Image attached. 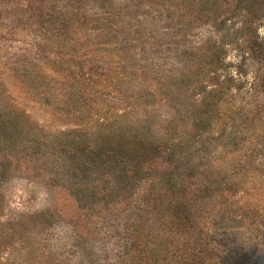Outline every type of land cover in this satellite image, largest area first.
<instances>
[{
  "label": "rangeland",
  "instance_id": "rangeland-1",
  "mask_svg": "<svg viewBox=\"0 0 264 264\" xmlns=\"http://www.w3.org/2000/svg\"><path fill=\"white\" fill-rule=\"evenodd\" d=\"M0 264H264V0H0Z\"/></svg>",
  "mask_w": 264,
  "mask_h": 264
}]
</instances>
